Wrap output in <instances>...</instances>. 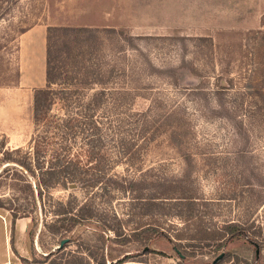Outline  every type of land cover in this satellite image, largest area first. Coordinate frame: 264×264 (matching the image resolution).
Here are the masks:
<instances>
[{
	"label": "rangeland",
	"instance_id": "1",
	"mask_svg": "<svg viewBox=\"0 0 264 264\" xmlns=\"http://www.w3.org/2000/svg\"><path fill=\"white\" fill-rule=\"evenodd\" d=\"M9 1L0 0V35L12 39L4 57L18 69L19 79L17 84L0 87V153L14 149L30 153L35 133L31 97L33 90L43 86L46 28L91 27L99 31L102 60L124 71L114 79L130 81L129 87L137 89L132 95V109L140 112L148 107L154 115L172 112L180 132L187 126L188 138L183 141L191 153V162L186 165L160 136L151 143L144 161L129 168L118 164L108 173L129 178L148 169L143 179L190 182L192 197L196 198L192 211L203 217L197 223L213 227L227 220L251 222L260 230L258 239L264 238V0ZM17 29L27 30L17 34ZM105 29H121L124 37H111ZM215 87L224 90L228 118L208 114L216 103L211 95ZM11 166L0 162V204L5 208L10 198L19 196L17 190L22 185L23 173ZM26 179L33 188V180ZM67 199L78 204L89 200L111 228L115 226L111 221L114 216L127 222L126 231L136 223L134 204L123 192L111 191L104 196L73 186L50 191L51 202ZM17 200L12 209L21 206V198ZM35 205L31 214L35 226L29 218L11 223L9 211L0 208V264H20L10 248L12 234L19 257L30 259L28 231L36 257L55 249L59 236L48 234L42 227L49 219L46 203L44 209L37 201ZM168 207L173 209L172 204L164 205ZM173 218L162 219L169 233L180 230V221ZM96 224L83 223L64 234V253L86 258L87 248V252H96L92 254L97 258L102 254L105 264H113L124 255L128 256L123 264H210L220 254L226 256L220 257L218 264H264V241L257 253L241 239L213 252V246L200 249L182 243L186 259L181 263L163 239L149 244L150 253H134L138 245L133 243L120 249L103 245L100 223ZM24 225L25 238L20 232ZM101 248L103 253H99ZM88 260V264H97L93 258Z\"/></svg>",
	"mask_w": 264,
	"mask_h": 264
},
{
	"label": "trees",
	"instance_id": "2",
	"mask_svg": "<svg viewBox=\"0 0 264 264\" xmlns=\"http://www.w3.org/2000/svg\"><path fill=\"white\" fill-rule=\"evenodd\" d=\"M5 1L6 4L10 2ZM26 30L17 29L16 33L22 34ZM105 30L111 37H124L121 29ZM98 32L84 26L46 28L43 86L33 90L31 97L30 118L35 128L31 150L30 153H20L19 149L0 153L2 164H13L23 173L22 185L17 190L19 196L10 198L6 208L0 204V208L9 211L11 223L17 218H29L32 226H35V219L31 215L36 208L35 201L42 209L46 203L49 219L42 222V227L48 234L59 236L56 246L65 239L64 234L75 227L88 222L97 225L98 221L101 232L98 236L103 245L109 243V246L120 249L133 243L138 245L134 253H150L149 244L163 239L181 263L186 259L182 254V243L195 244L200 249L213 246V252L222 250L233 240L241 239L258 251L264 238L258 239L260 230L253 227L251 222L227 220L213 227L197 223L196 220L203 217L192 211L191 205L196 198L192 197L190 182H181L178 178L143 179L148 169L139 170L136 177L131 175L129 178H118L108 173L112 166L123 164L129 168L144 161L151 150V143L160 136L186 165L191 162V153L185 149L187 143L183 141L188 138L187 126L180 132L178 125L172 121V112L154 115L148 107L140 112L132 109L131 99L137 89L129 87L130 81L118 77L114 79L115 74L122 76L124 71L114 63L106 64L102 60L104 56ZM11 40L6 35H0V87L17 84L19 79L18 69L4 57ZM223 91L221 87H215L211 93L216 103L213 108L209 107L208 114L216 118H228L229 115L224 105ZM7 167L3 170L7 171ZM26 176L33 180V188ZM69 186L104 196L111 191L128 194V201L134 204L132 209L136 211L132 215L136 223L126 231L124 226L127 222L114 216L111 221H115V226L111 228L105 218L99 217L93 210L89 200L80 204L70 199L65 202L50 201V191L67 190ZM148 191L154 194L145 193ZM18 197L21 198V206L12 209L13 201L17 202ZM167 204H172L173 209H165L164 205ZM165 210L166 213L163 212ZM167 217L179 220L180 230L169 233L162 223V219L166 220ZM109 233L111 237L107 236ZM27 238L29 260L17 256L13 234L9 239L11 251L20 264H88V258L95 259L97 264H105L102 254L97 258L92 254L96 252H87V248H84L89 253L86 258L82 255L67 256L64 253L65 245L36 257L30 231ZM119 249L117 252L126 253ZM99 253H103L102 248ZM104 253H107V245ZM127 256H122L113 264L125 263ZM225 256L222 255L221 259ZM254 260H257L256 256ZM220 261H211L210 264Z\"/></svg>",
	"mask_w": 264,
	"mask_h": 264
},
{
	"label": "water",
	"instance_id": "3",
	"mask_svg": "<svg viewBox=\"0 0 264 264\" xmlns=\"http://www.w3.org/2000/svg\"><path fill=\"white\" fill-rule=\"evenodd\" d=\"M65 240H61L59 241L58 245L55 247V249H60L62 247V245L64 244ZM255 253H257V250H255ZM221 257V254L218 255L213 261L212 263H214L216 260H218Z\"/></svg>",
	"mask_w": 264,
	"mask_h": 264
},
{
	"label": "crops",
	"instance_id": "4",
	"mask_svg": "<svg viewBox=\"0 0 264 264\" xmlns=\"http://www.w3.org/2000/svg\"><path fill=\"white\" fill-rule=\"evenodd\" d=\"M24 227H25V225L23 226V229H20V232L22 233L23 237L25 238V235H24V232H25L24 230H25V229H24ZM13 246H14V243H13ZM14 248H15V247H14ZM15 251H16V250H15ZM18 256H19V255H18Z\"/></svg>",
	"mask_w": 264,
	"mask_h": 264
}]
</instances>
